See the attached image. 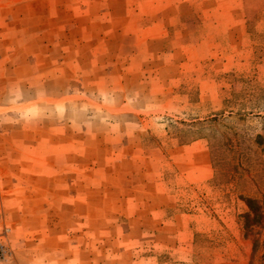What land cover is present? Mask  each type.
Instances as JSON below:
<instances>
[{
  "label": "rangeland",
  "instance_id": "obj_1",
  "mask_svg": "<svg viewBox=\"0 0 264 264\" xmlns=\"http://www.w3.org/2000/svg\"><path fill=\"white\" fill-rule=\"evenodd\" d=\"M262 118L264 0H0V264H264Z\"/></svg>",
  "mask_w": 264,
  "mask_h": 264
},
{
  "label": "trees",
  "instance_id": "obj_2",
  "mask_svg": "<svg viewBox=\"0 0 264 264\" xmlns=\"http://www.w3.org/2000/svg\"><path fill=\"white\" fill-rule=\"evenodd\" d=\"M215 117H212L211 122H216ZM264 123V118L261 120ZM220 135H223V132H220ZM212 141L209 143L208 149L212 161V166L214 169L215 175L220 178H225L227 176V169L225 165L229 164L227 159H231L233 153L236 149L235 145L232 144L229 138H226L225 142H218L214 135H210ZM232 168L237 169V166L232 165ZM241 181V180H239ZM259 201L253 197H247L245 199V204L248 208L246 212L243 213V222L246 224L247 228H250L253 225H258L264 218V210L258 204ZM247 230L246 227L244 228Z\"/></svg>",
  "mask_w": 264,
  "mask_h": 264
},
{
  "label": "built area",
  "instance_id": "obj_3",
  "mask_svg": "<svg viewBox=\"0 0 264 264\" xmlns=\"http://www.w3.org/2000/svg\"><path fill=\"white\" fill-rule=\"evenodd\" d=\"M2 251H1V247H0V255H1Z\"/></svg>",
  "mask_w": 264,
  "mask_h": 264
},
{
  "label": "crops",
  "instance_id": "obj_4",
  "mask_svg": "<svg viewBox=\"0 0 264 264\" xmlns=\"http://www.w3.org/2000/svg\"><path fill=\"white\" fill-rule=\"evenodd\" d=\"M17 84H19V85H20V82H18Z\"/></svg>",
  "mask_w": 264,
  "mask_h": 264
}]
</instances>
